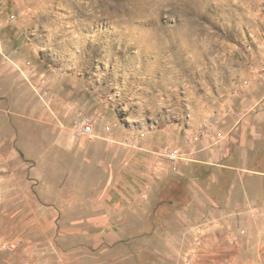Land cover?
Instances as JSON below:
<instances>
[{"label":"rangeland","instance_id":"1","mask_svg":"<svg viewBox=\"0 0 264 264\" xmlns=\"http://www.w3.org/2000/svg\"><path fill=\"white\" fill-rule=\"evenodd\" d=\"M0 264H264V0H0Z\"/></svg>","mask_w":264,"mask_h":264},{"label":"built area","instance_id":"2","mask_svg":"<svg viewBox=\"0 0 264 264\" xmlns=\"http://www.w3.org/2000/svg\"><path fill=\"white\" fill-rule=\"evenodd\" d=\"M79 129L78 130V133H81V134H86V135H89L92 130H93V126L91 124V121L87 118H84L81 122V124H79Z\"/></svg>","mask_w":264,"mask_h":264}]
</instances>
